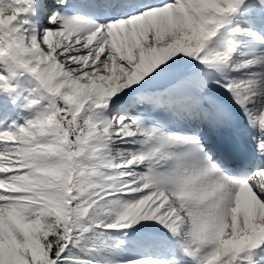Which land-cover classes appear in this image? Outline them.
I'll return each instance as SVG.
<instances>
[{"label": "snow or ice", "instance_id": "6c2138e0", "mask_svg": "<svg viewBox=\"0 0 264 264\" xmlns=\"http://www.w3.org/2000/svg\"><path fill=\"white\" fill-rule=\"evenodd\" d=\"M20 102L0 264H264V0H0V116ZM237 106L232 168L203 126L238 141Z\"/></svg>", "mask_w": 264, "mask_h": 264}, {"label": "rangeland", "instance_id": "374dc122", "mask_svg": "<svg viewBox=\"0 0 264 264\" xmlns=\"http://www.w3.org/2000/svg\"><path fill=\"white\" fill-rule=\"evenodd\" d=\"M51 1L52 0H46V2H49V3H51ZM44 23H45V25L47 24V21H44ZM33 87H35V84H34V82L29 78V76L28 75H24V76H21L20 78H19V89H18V93L17 94H23V95H28L29 94V91L33 88ZM23 100V96H21V101ZM18 105H20L21 107H22V109H23V112L22 113H20L21 111H17V113L20 115V117H18V116H8V117H0V122H2V123H5L6 122V120H9V123L11 122V120L12 119H20V121H21V123L23 122V118L24 117H26V116H30L31 115V113H32V110H30V109H27V108H25L24 107V104H23V102H20V103H18ZM162 115H164L165 116V114L162 112ZM148 243H152V242H148ZM176 245H175V242L174 241H169V251L170 250H173V248L175 247ZM103 247H104V245H103V242H102V246H101V249H103ZM151 249H153V254H156V255H158L159 253H160V251L162 250V249H160V248H156V247H151V248H149V250H151ZM186 262L184 263V264H189V263H191L192 261H191V259H186L185 260Z\"/></svg>", "mask_w": 264, "mask_h": 264}, {"label": "bare ground", "instance_id": "6f19581e", "mask_svg": "<svg viewBox=\"0 0 264 264\" xmlns=\"http://www.w3.org/2000/svg\"><path fill=\"white\" fill-rule=\"evenodd\" d=\"M17 111H21L20 113H22L23 112V109H22V107L20 106V105H17V106H15V107H13V109L11 110V112L9 113V116H18V117H20V115L17 113ZM157 115L158 116H160V115H162V112H157ZM0 117H2V116H0ZM243 121H245V122H247V120L244 118L243 119ZM7 123H9V120H6V122L4 123V124H7ZM240 128H244L242 131H241V133H243L244 131H247V132H249L252 136L253 135H256L257 134V130L256 129H253L252 127H250L249 125L248 126H245L244 125V127H240ZM207 146L210 148V145L207 143ZM246 156H251V155H246ZM240 159H242V160H244L245 159V156L244 157H242V158H240ZM153 243V242H152ZM165 252L162 250V251H160V254H164ZM159 254V255H160ZM164 255H166V254H164ZM167 256L168 257H171L172 256V254L170 255V254H167ZM188 262V261H187ZM186 262V263H187ZM182 264H184V261L182 262Z\"/></svg>", "mask_w": 264, "mask_h": 264}, {"label": "trees", "instance_id": "16d2710c", "mask_svg": "<svg viewBox=\"0 0 264 264\" xmlns=\"http://www.w3.org/2000/svg\"><path fill=\"white\" fill-rule=\"evenodd\" d=\"M96 243H97V245L101 248V246H102V241L97 240Z\"/></svg>", "mask_w": 264, "mask_h": 264}]
</instances>
